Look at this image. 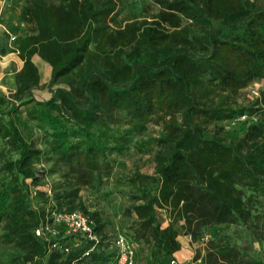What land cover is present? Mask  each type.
Returning a JSON list of instances; mask_svg holds the SVG:
<instances>
[{"label": "trees", "instance_id": "16d2710c", "mask_svg": "<svg viewBox=\"0 0 264 264\" xmlns=\"http://www.w3.org/2000/svg\"><path fill=\"white\" fill-rule=\"evenodd\" d=\"M58 1L28 0L20 14L39 34L19 39L24 65L15 74L16 103L0 108V171L10 176L0 185V252L11 250L0 264H113L114 241L81 191L101 185L112 156L128 151L155 116L163 124L155 174L132 181L130 240L151 246V264H171L182 248V221L186 234L209 235L204 264H264L236 242L264 247V93L249 106L230 98L252 82L264 84V6L153 0L157 14L122 24L115 15L125 0ZM35 55L51 67L47 101L33 97L41 87ZM32 102L56 113L44 148L15 121L17 104ZM228 120L241 123L237 134H208L211 124ZM44 185L49 189L33 197L32 186ZM161 209L170 215L166 227ZM75 211L93 223L98 245L83 235L62 237L71 246L65 253L36 235L53 214ZM231 226L234 240L220 230Z\"/></svg>", "mask_w": 264, "mask_h": 264}, {"label": "rangeland", "instance_id": "374dc122", "mask_svg": "<svg viewBox=\"0 0 264 264\" xmlns=\"http://www.w3.org/2000/svg\"><path fill=\"white\" fill-rule=\"evenodd\" d=\"M256 2L264 6V0H256ZM7 6L6 0H0V108L7 109L13 103H16L14 94L17 89L15 82V74L21 67V56L16 51V44L11 41V37H17L11 30L1 21ZM159 6L153 0H125L118 9L115 19L124 24L133 17L142 19L144 17H152L159 12ZM24 24V23H23ZM26 29L33 32L34 26L24 24ZM23 25V26H24ZM42 66L47 65L44 62ZM40 69L41 87L33 91V97L36 102L47 101L51 98L50 89L47 88L49 82V74L46 70ZM1 83L3 84V95L1 92ZM256 93L258 94H255ZM264 93V84L262 81H255L250 83L245 88L236 93L230 94L231 101L237 106H249L257 100H261ZM226 93H224L225 95ZM18 111L14 115L15 121L20 127V130L27 140H33L40 148H44V136L51 125V117L55 116V112L48 111L45 107L36 105L32 102L25 106L17 104ZM38 117V118H37ZM241 123L237 121H224L220 123L211 124L208 127V134L213 135L217 129H222L221 134L228 139L232 134H237ZM162 118L155 116L151 122L147 124L146 130L140 134H134L132 137L131 147L128 151L120 155H113L111 158L112 171L109 176L104 177L101 185L95 188H86L81 191V195L87 207L94 211L98 210L101 213L102 220L105 224V233L110 239L109 242L114 241V238L123 234L130 239L134 238V229L136 227V217L134 214H129V208L135 202L133 198L136 193V188L132 181L137 174L154 176L155 163L154 156L160 149L156 146L155 140L162 135ZM125 128H128L125 126ZM241 135V132L238 134ZM3 147L0 141V150ZM13 156H16L14 154ZM1 167V162H0ZM10 176L0 171V185L8 183ZM50 181L48 178L47 182ZM30 182V181H29ZM48 185L32 186V195L36 196L38 191H47ZM159 219L166 227L169 223V213L165 209L158 210ZM183 222L180 221L177 225L178 239H180L182 246L185 248L184 263L202 264L206 257L209 240L203 241V237L194 238L185 233L182 229ZM222 233L230 234L232 240L236 239V227L230 228L221 227ZM238 239V237H237ZM131 241V240H130ZM135 241L134 247L138 255L137 264H151L152 248L150 245L143 242ZM236 241V240H235ZM234 241V242H235ZM244 248H248L250 256L262 259L264 261V247L257 241H236ZM112 249V247H111ZM11 250L0 252V260L5 259V254H9ZM3 253L4 256L1 254Z\"/></svg>", "mask_w": 264, "mask_h": 264}, {"label": "built area", "instance_id": "2783aa9c", "mask_svg": "<svg viewBox=\"0 0 264 264\" xmlns=\"http://www.w3.org/2000/svg\"><path fill=\"white\" fill-rule=\"evenodd\" d=\"M11 41H16V37L12 36ZM255 94L256 93L255 91ZM246 116H242L238 121L246 120ZM36 235L44 237L52 241V249H60L65 253L70 252L71 246L60 243V239L72 235H83L87 240L98 245L100 242L99 236L94 232L93 223L83 213L75 211L72 213H55L52 216V221L42 224L37 230ZM209 235L203 236V241L209 240ZM116 247V257L113 264H136V250L132 241L123 234H119L114 239ZM90 252V251H89ZM86 253V255L89 254ZM171 264H189L182 263L177 258H173Z\"/></svg>", "mask_w": 264, "mask_h": 264}, {"label": "crops", "instance_id": "0c3cea01", "mask_svg": "<svg viewBox=\"0 0 264 264\" xmlns=\"http://www.w3.org/2000/svg\"><path fill=\"white\" fill-rule=\"evenodd\" d=\"M6 1H7V6L5 9L3 18H1V21L4 23L6 28L8 27L13 34L18 36L17 40L15 42L16 49H17L20 38L38 36L39 33L35 30L33 32H31L28 29H26L24 24L25 23L28 24V23L20 20V14H21L22 8L28 4V0H6ZM49 1L56 6H60V4H61L60 1H58V0H49ZM17 53H19V52L17 51ZM32 60L36 64V66L39 68V71H40L41 66L43 64V63H41V62H43L41 60V58L39 56L35 55ZM20 62L22 65H21L19 71L21 70V68L24 65V61L22 60V58H21ZM43 67L46 68V71L48 72V74L50 76L51 75V67L48 64L44 65ZM14 78H15V76H14ZM1 80L2 79L0 77V81ZM49 80H50V78H49ZM1 87H2L1 92L3 95L4 92H3V84L2 83H1ZM178 240H179V242L181 241L180 239H178ZM184 251H185V248L182 246L181 250L179 252L175 253V255H174V257L177 258L182 263H184V260H185V254L183 253ZM202 264H204V263H202Z\"/></svg>", "mask_w": 264, "mask_h": 264}]
</instances>
